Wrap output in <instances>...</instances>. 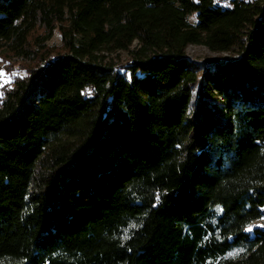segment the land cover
Returning <instances> with one entry per match:
<instances>
[{"label": "trees", "instance_id": "obj_1", "mask_svg": "<svg viewBox=\"0 0 264 264\" xmlns=\"http://www.w3.org/2000/svg\"><path fill=\"white\" fill-rule=\"evenodd\" d=\"M215 1L0 0V264H264V0Z\"/></svg>", "mask_w": 264, "mask_h": 264}, {"label": "rangeland", "instance_id": "obj_2", "mask_svg": "<svg viewBox=\"0 0 264 264\" xmlns=\"http://www.w3.org/2000/svg\"><path fill=\"white\" fill-rule=\"evenodd\" d=\"M215 5L223 7L224 9L232 7V3L229 1L222 2L221 0H216ZM191 21L193 22L194 19H191ZM49 45L53 47V49H58L61 46V38L58 32L55 34L54 39L49 42ZM186 53L187 56L195 63L205 65H212L215 62L234 57V54L231 53H214L206 47L194 45L189 46ZM111 57L114 58L115 62L125 63L128 59V54L125 52H118L112 54ZM26 65L27 64H24L20 60L5 58V55L0 53V70L4 73V75H0V93H2V95H0V99L4 96V88L10 87L16 77L24 75L22 70L26 67ZM13 73H16V75H13ZM263 221L264 220L254 223L248 228L251 229L249 232H252V229L256 226L262 227Z\"/></svg>", "mask_w": 264, "mask_h": 264}, {"label": "snow or ice", "instance_id": "obj_3", "mask_svg": "<svg viewBox=\"0 0 264 264\" xmlns=\"http://www.w3.org/2000/svg\"><path fill=\"white\" fill-rule=\"evenodd\" d=\"M0 75H4V73H3L2 70H0ZM13 75H16V73H13ZM0 95H2V93H0ZM132 227H136V225H132ZM248 231H251V229H248ZM129 238H130V237L127 236V235L124 236V239H129Z\"/></svg>", "mask_w": 264, "mask_h": 264}]
</instances>
